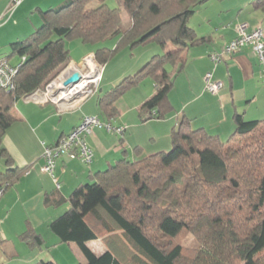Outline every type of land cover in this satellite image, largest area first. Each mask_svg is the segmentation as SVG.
Returning a JSON list of instances; mask_svg holds the SVG:
<instances>
[{
  "label": "trees",
  "instance_id": "1",
  "mask_svg": "<svg viewBox=\"0 0 264 264\" xmlns=\"http://www.w3.org/2000/svg\"><path fill=\"white\" fill-rule=\"evenodd\" d=\"M94 1L99 4L91 6ZM106 1L64 0L41 11L42 24L31 34L10 43L21 65L14 88L0 86V154L8 165L0 172V188L30 169L13 166L3 145L21 119L14 108L68 67L67 39L93 44L117 39L114 48L96 50L102 64L123 45L134 49L155 42L163 51L99 96L97 116L110 123L118 113L116 100L147 77L156 90L141 104V120L173 112L169 94L176 74L168 66L180 72L189 48L212 42V36H200L190 25L209 0H121L131 18L125 30L120 8ZM252 9L264 14V0H256ZM234 120L236 129L224 140L185 118L171 132L170 150L132 159L122 144L121 158L94 172L68 197L49 196L51 205H68L50 227L61 242L77 244L85 261L76 264H127L129 242L142 264H264V118L248 120L237 111ZM54 170L45 173L55 176ZM188 233L198 241L190 251L180 240ZM22 237L33 245L44 243L33 228ZM95 240H101L103 252L93 249Z\"/></svg>",
  "mask_w": 264,
  "mask_h": 264
},
{
  "label": "crops",
  "instance_id": "2",
  "mask_svg": "<svg viewBox=\"0 0 264 264\" xmlns=\"http://www.w3.org/2000/svg\"><path fill=\"white\" fill-rule=\"evenodd\" d=\"M61 1L22 0L16 12L27 6L28 12L31 10L34 14L39 11L42 15V10L54 7ZM9 2L6 0L1 9H6ZM254 3L255 0L223 1L217 5L214 13L206 11L198 26H192L200 36H212V42L189 48L186 52V65L180 72H176V67L168 66L176 74L169 94L174 110L161 119L143 121L138 115L140 125L151 127V142H144L140 137L130 140L129 145L135 144L133 155L129 154L130 158L138 159L160 149H167L171 145L169 141L173 128L185 118L191 120L193 127H203L225 140L236 129L235 112L243 113L248 120L264 117V66L253 48L247 45L232 55L223 56L217 63L212 56L222 53L224 45L237 36L236 25L239 23H248L250 29L264 26V14L252 9ZM4 15L5 11H0V17ZM41 21L42 17L38 22ZM12 39L10 41H15ZM152 51L138 65V69L153 53H161L159 47H154ZM90 55H94V52L84 57ZM71 64L77 63L72 59ZM134 70L131 69V72ZM209 74H212L213 81L222 82L217 93L207 89L206 78ZM103 89L99 85L97 92L85 97L72 108H65L52 100L30 101L31 97L25 98V103L18 105V112L15 106V113L21 119L5 135L3 145L12 156L13 166H28L30 169L13 184L5 186L0 198V264H35L42 260L60 259L52 248L60 247L61 241L50 224L66 211L68 205H51L47 198L56 194L68 197L78 185L89 181L94 172L122 157L124 148L117 144L116 138L104 129L95 127L85 137L94 152L91 163L64 154L56 159L55 176L40 170L45 162L43 156L46 146L58 143L82 122L84 116L99 115V96L109 90L101 92ZM137 89L139 96L133 109L139 112L141 104L155 93V82L143 81L142 85H137ZM132 122V127H135L136 120ZM136 147L140 149L136 150ZM125 148L128 151L127 144ZM7 166L5 157L0 154V172H4ZM55 178L60 182L59 188ZM29 228L43 236L44 243L41 246L33 245L22 237ZM70 245L77 246L75 243ZM75 248H78L76 258L85 261L79 247Z\"/></svg>",
  "mask_w": 264,
  "mask_h": 264
},
{
  "label": "rangeland",
  "instance_id": "3",
  "mask_svg": "<svg viewBox=\"0 0 264 264\" xmlns=\"http://www.w3.org/2000/svg\"><path fill=\"white\" fill-rule=\"evenodd\" d=\"M11 0H7L9 2ZM228 1L232 2L235 0H209L202 8H200L199 11H197L193 16L192 22L190 23L191 26H198V23L200 21V18H202L206 11H210L209 13L212 14L217 8V5H220ZM256 1V0H255ZM6 0H0V9L5 4ZM63 1H61L59 4H61ZM106 3L112 7H118L120 8L122 12V23L121 27L123 30L129 28L131 25V18L129 16V13L124 9L123 4L121 0H107ZM10 4V2H9ZM57 4V6L59 5ZM98 1H94L91 3V6H96ZM8 7L6 9H1L0 11H5V15L0 17V57H7L12 56L11 62L13 64L19 63L21 58L17 54H13L12 48L10 46V38H13L12 40L17 39H23L27 37L29 34H31L34 30H36L39 26H41L42 23H39V19L41 18V14L39 11H35L34 14H32L31 10L30 12L27 11V6H23L19 12H16L17 9L20 7L18 6L15 11L11 12L8 10ZM56 7V6H55ZM237 26V25H236ZM36 28V29H35ZM233 29L235 28L232 27ZM117 39H109L105 42L101 43H84L79 39H67V45L70 49L71 57L74 61H76L77 64H69L66 69H64L62 72H60L54 79L50 81L49 84L46 85L45 88L41 89L39 92L40 95H44L47 97L48 100H52L55 103L61 104H67L70 100L73 102L75 98H79L78 96H74L72 93L68 94V92L64 91L62 89V85H60L59 78L63 75V73L66 71H70L72 69H82L83 74L86 77L95 78L97 76L101 79L99 85L104 88L101 92H104L105 90L111 88L112 86L116 85L121 81V79L129 75V73L133 74L138 70V65L147 57L148 54H151L153 51L152 49L155 47H159L158 44L155 42L148 43L146 45H140L135 47L134 49H131L129 46H121L119 49V52H117L112 58H110L106 63L102 64L95 58V52L99 47L105 46L108 48H114L117 46ZM227 44V43H226ZM159 49H161L159 47ZM90 52H94V55H91L93 58L94 64L89 62V58H85L84 56L87 55ZM163 51L161 50V53ZM155 54V53H153ZM152 54V55H153ZM151 55V56H152ZM150 58V57H149ZM84 59V61H83ZM83 62V63H82ZM93 66L91 68L89 66V63ZM139 62V63H138ZM138 63V64H137ZM80 64V65H78ZM70 66V67H69ZM72 67V68H71ZM137 68V69H136ZM131 69L134 70L131 72ZM97 75V76H96ZM98 78V77H97ZM91 80V79H90ZM154 81L151 77L145 78L143 81ZM142 81V82H143ZM112 82V83H111ZM142 82L140 83L142 85ZM109 83L110 86H109ZM90 84V83H89ZM92 82L90 86H92ZM138 84V85H140ZM93 87V86H92ZM130 91V92H129ZM139 90L137 89V86L132 87L129 89L126 93H124L122 96H120L116 102L115 105L118 109V113L115 115V117L111 120V123L114 127H126V130L124 134H120L117 131L109 132L105 127H98L100 129H104L109 135H113L116 140L117 144H127L128 148V156L133 155V150L135 147V144L133 146L129 145V141H134L136 137H140L144 140V142L150 143V131L151 127H147L144 125H140V121L138 122L139 118V112L135 111L133 109V105L137 100V97L139 96ZM30 101H34L33 98H30ZM25 98H22L18 101L16 104V112L18 105L21 103H25ZM264 118V117H260ZM136 120L137 125L135 127H132V121ZM125 136V137H124ZM228 137L225 138L227 140ZM123 142V143H122ZM126 142V143H125ZM170 144H171V138H170ZM171 145L167 149H160V150H170ZM150 154V153H149ZM118 160V159H117ZM117 160H115L113 163H115ZM182 244L186 247L188 251L191 250V248L196 247L198 245V241L196 237L192 234H186L181 237ZM92 247L95 251L98 253H101L104 251V245L102 244L101 240H99L97 243L92 242ZM70 245L69 243H63L61 242L60 247H53L54 253H57L59 255L60 259H55L54 261L59 262L60 264H76L80 262L81 260L77 259V249L75 248L77 246ZM136 249L134 246L129 242V259L127 264H142V262L139 260L138 256L135 254ZM137 257V258H136Z\"/></svg>",
  "mask_w": 264,
  "mask_h": 264
},
{
  "label": "built area",
  "instance_id": "4",
  "mask_svg": "<svg viewBox=\"0 0 264 264\" xmlns=\"http://www.w3.org/2000/svg\"><path fill=\"white\" fill-rule=\"evenodd\" d=\"M22 0H11L8 10L13 12L19 4H21ZM237 36L230 40L227 44L224 45L222 53L213 54L214 61L220 62L225 55H232L238 51H240L243 47L250 45L253 50L256 52L260 62L264 66V26L260 25L254 29H250L248 23H239L236 27ZM21 63L13 64L9 62L8 59L0 57V86L11 90L15 86V78L19 71ZM75 71H80L84 76L83 80L72 87L71 89L65 90L63 83L62 89L68 94L72 93L74 96H78L79 98H75L73 102L70 100L67 104H61L65 108H72L77 105L79 101L84 99L85 97L97 92L99 82L101 79L97 76L95 78L86 77L83 73V70L76 69ZM74 72V71H73ZM71 73H68L66 76L62 78V82L70 76ZM212 74H209L206 78V86L207 89L213 93H217L221 87L222 82H216L212 80ZM91 79V80H90ZM263 79H264V70H263ZM91 82L93 83L90 86ZM90 83V84H89ZM75 89V90H74ZM35 100H48L46 96L40 95L37 91L33 95L30 96ZM95 127H105L109 132L117 131L120 134L124 133L126 127H114L112 123L103 121L97 115H87L84 116L82 122L75 127L68 135L64 136L58 143L51 146L45 147L44 158L45 164L41 167V171L49 172L53 174V170L55 168L56 159L62 155H68L71 158H81L87 163H90L93 160L94 152L92 148L85 141V137L93 132ZM55 182L57 183V187H60L59 180L55 178ZM4 192L3 188H0V198Z\"/></svg>",
  "mask_w": 264,
  "mask_h": 264
},
{
  "label": "water",
  "instance_id": "5",
  "mask_svg": "<svg viewBox=\"0 0 264 264\" xmlns=\"http://www.w3.org/2000/svg\"><path fill=\"white\" fill-rule=\"evenodd\" d=\"M83 78L84 76L80 71L72 72L71 75L68 76L63 82L65 90L71 89L75 85L79 84L83 80Z\"/></svg>",
  "mask_w": 264,
  "mask_h": 264
},
{
  "label": "bare ground",
  "instance_id": "6",
  "mask_svg": "<svg viewBox=\"0 0 264 264\" xmlns=\"http://www.w3.org/2000/svg\"><path fill=\"white\" fill-rule=\"evenodd\" d=\"M87 58H89V60H90L89 62H91V64H92V63L94 64V61H93V58L91 57V55L88 56ZM89 62H88V63H89ZM91 64L89 63V66H90L91 68H93L94 65L92 66ZM71 68H72V67H71ZM75 70H76V69H72L71 72H70V71H67V72L65 71V72L63 73V75L61 76V78H59V82H60V84L63 83V82H62V81H63L62 78H63L64 76H66L68 73H72V72L75 71ZM93 71H94V68H93ZM74 90H75V89H74Z\"/></svg>",
  "mask_w": 264,
  "mask_h": 264
}]
</instances>
